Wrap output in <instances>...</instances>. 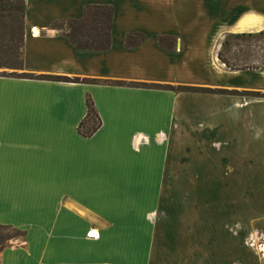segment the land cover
<instances>
[{
  "label": "crops",
  "instance_id": "0c3cea01",
  "mask_svg": "<svg viewBox=\"0 0 264 264\" xmlns=\"http://www.w3.org/2000/svg\"><path fill=\"white\" fill-rule=\"evenodd\" d=\"M23 3L22 71L86 81L0 75V225L22 233L0 264H264V98L240 94L264 92V0ZM86 5L112 9L106 50L49 28ZM86 97L99 126L82 137ZM183 180L238 181L254 244L223 231L224 210L183 204Z\"/></svg>",
  "mask_w": 264,
  "mask_h": 264
},
{
  "label": "trees",
  "instance_id": "16d2710c",
  "mask_svg": "<svg viewBox=\"0 0 264 264\" xmlns=\"http://www.w3.org/2000/svg\"><path fill=\"white\" fill-rule=\"evenodd\" d=\"M23 0H0V68L22 70V37H23ZM112 9L107 5H86L82 8L78 19H63L50 23L49 28L65 37L75 48L82 50L101 51L109 47V30ZM143 38L138 32L125 34V47L137 46ZM174 39L170 36H157L156 43L165 49L173 47ZM17 77L43 79L62 82H85V79L65 76L34 75L21 73ZM91 82H97L91 80ZM113 84L112 82H104ZM128 86L165 89L174 92H192L222 94L229 91L197 86H171L147 83H126ZM240 94L264 98V92L243 91ZM85 114L77 124L76 130L82 137H89L99 126V119L88 97L84 99ZM3 231V232H2ZM22 233L15 228L0 225V250L9 239L20 238Z\"/></svg>",
  "mask_w": 264,
  "mask_h": 264
},
{
  "label": "rangeland",
  "instance_id": "374dc122",
  "mask_svg": "<svg viewBox=\"0 0 264 264\" xmlns=\"http://www.w3.org/2000/svg\"><path fill=\"white\" fill-rule=\"evenodd\" d=\"M21 73H24L22 70L19 69H13V68H0V75L4 76H18ZM244 186V182L242 184ZM212 190L214 195L208 197V202H206V195L208 194L207 190ZM238 189H239V182L238 181H207L204 180L202 182H199V184H195L194 181L190 180H183L182 181V190H183V204H189L191 201H193L194 204H203L208 203L212 206H214L215 210H224L225 212L219 213V215L222 217H225L226 220H228L229 217V225H224L223 231L227 233L229 236L237 238L240 236V233L246 232V237L252 239L249 244H254V236H253V229L249 228L250 221L254 220V212H247L246 217L245 214H240L238 212V208L240 203L244 207H248L251 209V206H254V198L253 197H247L242 198L240 202V197L238 195ZM197 193H195V192ZM247 200V201H246ZM217 214V213H216ZM242 221H248L247 228L244 227V225H240L239 222ZM3 232V231H2ZM19 239V238H16ZM14 239H9L5 243L6 245L14 242ZM19 241V240H17ZM259 254L261 256H264V250L261 248L259 249Z\"/></svg>",
  "mask_w": 264,
  "mask_h": 264
},
{
  "label": "built area",
  "instance_id": "2783aa9c",
  "mask_svg": "<svg viewBox=\"0 0 264 264\" xmlns=\"http://www.w3.org/2000/svg\"><path fill=\"white\" fill-rule=\"evenodd\" d=\"M89 237H94L95 235L93 233H88Z\"/></svg>",
  "mask_w": 264,
  "mask_h": 264
}]
</instances>
